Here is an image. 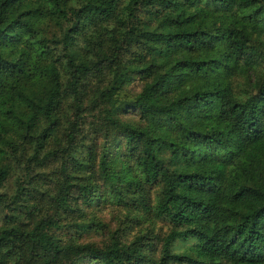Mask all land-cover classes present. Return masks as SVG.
<instances>
[{"label":"trees","instance_id":"16d2710c","mask_svg":"<svg viewBox=\"0 0 264 264\" xmlns=\"http://www.w3.org/2000/svg\"><path fill=\"white\" fill-rule=\"evenodd\" d=\"M0 264H264V0H0Z\"/></svg>","mask_w":264,"mask_h":264},{"label":"rangeland","instance_id":"374dc122","mask_svg":"<svg viewBox=\"0 0 264 264\" xmlns=\"http://www.w3.org/2000/svg\"><path fill=\"white\" fill-rule=\"evenodd\" d=\"M92 207L86 208L85 217H94L97 219L101 225L97 231L90 230L89 233L81 236L79 239L81 241H94L95 243H100V241L104 238V233L106 231H111L113 229H119V233L122 234V238L124 241H129L136 235L139 229H143L146 223L138 224L135 221H129L124 217V210L121 207H116L107 204H100L98 209L91 210ZM96 229V228H94ZM106 229V230H105ZM168 230V226L166 223L161 221H156L153 223V233L158 234V236H162ZM71 233H74V229H70ZM66 235H69L67 233ZM190 242H175V247L178 250L182 249V247L187 246ZM159 247V244L156 245Z\"/></svg>","mask_w":264,"mask_h":264}]
</instances>
